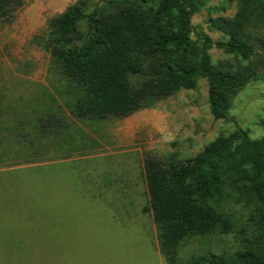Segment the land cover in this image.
<instances>
[{
  "label": "rangeland",
  "instance_id": "rangeland-1",
  "mask_svg": "<svg viewBox=\"0 0 264 264\" xmlns=\"http://www.w3.org/2000/svg\"><path fill=\"white\" fill-rule=\"evenodd\" d=\"M75 1L24 0L10 20L0 17V126L9 124L12 133H20L5 131L0 137V151L9 149L2 163L66 153L84 157L52 172L44 183L51 189L49 200L28 204L17 190L0 186V264H166L151 214L143 210L145 155L186 160L236 128L251 139L264 136V78L236 94L230 120L210 114L205 78L122 118H75L69 107L80 91L44 48L47 20ZM86 1L89 10L100 0ZM238 7L239 0L206 1L191 18L192 37L203 32L224 40L209 27L210 19L230 17ZM209 53L213 63L229 58L219 49ZM129 78L132 86L142 79ZM101 185L108 188L103 194L113 213L89 201L78 204L77 186L89 192ZM230 210L237 220L233 231L186 238L178 255L236 250L247 212L238 204Z\"/></svg>",
  "mask_w": 264,
  "mask_h": 264
},
{
  "label": "trees",
  "instance_id": "trees-1",
  "mask_svg": "<svg viewBox=\"0 0 264 264\" xmlns=\"http://www.w3.org/2000/svg\"><path fill=\"white\" fill-rule=\"evenodd\" d=\"M23 1L0 0V17L10 20ZM206 1L100 0L87 10L89 1L76 0L50 17L44 48L80 91L70 114L122 118L205 78L210 114L230 120L236 94L264 78V0H239L232 16L210 19L209 27L224 40L203 32L192 37L191 18ZM210 49L229 58L213 63ZM130 75L142 77L139 85H131ZM11 129L0 126V137ZM6 151H0V166L36 162L2 163ZM143 168V210L151 214L166 264H264V136L251 139L236 128L186 160L146 154ZM234 204L247 212L236 250L178 255L186 238L233 231Z\"/></svg>",
  "mask_w": 264,
  "mask_h": 264
},
{
  "label": "crops",
  "instance_id": "crops-1",
  "mask_svg": "<svg viewBox=\"0 0 264 264\" xmlns=\"http://www.w3.org/2000/svg\"><path fill=\"white\" fill-rule=\"evenodd\" d=\"M83 158L84 157L66 153L32 163L0 166V186L5 190L9 188L13 191L17 190L20 193L18 196L23 198L25 202L49 200L47 197L52 195L51 189L44 186V183H47L48 180L51 179L50 175H53L52 172L59 169L58 166L60 164H65L66 166L64 169L67 170V165H70L75 160H82ZM56 179L57 176H54V181ZM90 190L91 191L87 192L84 188L80 189V186H77V191L81 192L80 197L77 199V201L79 200L78 204L80 206L85 207L83 201H89L91 203L90 206L99 205L100 208H105L106 210L110 209L111 213L114 212L112 210V205L103 194L104 192H108L107 187L101 185L98 188L96 187ZM94 192H96V194H93ZM34 197H37V199H34ZM116 203H119V201L117 200ZM28 204L30 203L28 202ZM54 221H56V218H54Z\"/></svg>",
  "mask_w": 264,
  "mask_h": 264
}]
</instances>
